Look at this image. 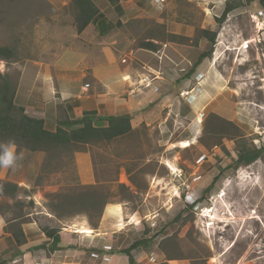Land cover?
Masks as SVG:
<instances>
[{"label":"rangeland","instance_id":"obj_1","mask_svg":"<svg viewBox=\"0 0 264 264\" xmlns=\"http://www.w3.org/2000/svg\"><path fill=\"white\" fill-rule=\"evenodd\" d=\"M92 2L110 21L120 22L107 55L114 67L106 72L122 80L128 69L143 71L134 53L144 55L140 44L152 41L150 60L169 53L176 60L172 74L153 90L155 96H149L152 88L140 95L142 110L132 108L129 135L47 162L42 152L20 150L13 166H0V182L19 188L14 198L0 194V261H14L17 249L9 233L17 227H33L32 240L39 244L43 228L60 232L70 224L76 215L56 218L48 208L51 195L96 186L108 204L126 203L127 213L140 215L141 230L152 238L147 251L157 253L169 238L167 250L180 258L178 264H264V32L260 45L252 43L256 31L250 19L264 9L247 0H118L119 8L107 0ZM226 2L240 6L218 24ZM74 14L71 0H0V47L14 54L8 62L0 60V82L8 76L17 88L24 63L38 61L42 51L57 52L68 27L76 32ZM204 31L215 33L213 45ZM245 43L249 47L241 49ZM186 82L191 85L184 87ZM118 90L112 94L115 108L100 116H119L127 96ZM182 141L189 146L181 148ZM254 150H261L256 160L235 164L239 153ZM208 209L213 218L205 216ZM78 215L88 221L85 213ZM83 230L77 232L91 234Z\"/></svg>","mask_w":264,"mask_h":264},{"label":"crops","instance_id":"obj_2","mask_svg":"<svg viewBox=\"0 0 264 264\" xmlns=\"http://www.w3.org/2000/svg\"><path fill=\"white\" fill-rule=\"evenodd\" d=\"M68 28L65 33L69 34V37L64 40L62 47H57L59 49L57 52L42 51L38 61H27L23 64L16 88L15 104L23 107L28 116L42 119L46 129L53 131L58 120L78 119L82 112L95 111L97 116H100L102 111H110L111 108L113 110L115 106L112 107L111 104L114 99L112 94L121 89L127 98L121 104V112L118 115H129L133 130L132 123L135 118L133 111L142 110L140 106L143 101H140V95L147 96L151 92L148 89L152 88L149 94L152 97L155 94L153 90L166 79L165 76L172 74L171 66L175 65L176 60L169 53L162 57L160 56L162 52L153 54V59L156 57L162 61L160 66L159 62L150 60L148 53L151 52L139 49L145 54H138L139 51H136L134 55L138 57L137 60L140 61L141 68L144 70L140 69L141 71L135 73L139 76L137 79L134 70L128 69L124 73L126 76L121 80L120 75L118 78L106 72L109 65L114 67L111 59L110 62L107 61L108 52H111L110 48L115 43L111 37L113 32L100 36L97 28L92 24L80 34L71 29V26ZM72 36L74 39H69ZM60 44L59 42L58 45ZM164 66L166 67L163 68ZM86 74L91 80L87 83L84 82ZM137 81L141 84L138 85ZM82 82H84L83 85H81ZM182 85L187 87L191 84L186 82ZM132 108L135 110L131 111ZM107 116L116 115L107 114ZM169 199L170 197H165V201ZM126 205V203L107 204L103 208L96 229L89 226L84 216L76 215L69 225L58 232L60 243L58 249L53 252L48 251L50 241L43 233L41 237L45 239L42 238L41 242L36 244L32 240L34 228L26 225V228H22L25 243L20 246L14 243L17 251L12 263L128 264V257L119 252L127 249L137 240H149L151 237H149V230L148 232L141 230L140 215L136 212L127 213ZM45 215L47 220L54 219L49 214ZM3 225L0 219V231L3 230ZM80 228L91 231V234H80L77 232ZM148 247L149 243L130 252L134 264H156V261L157 263L160 260L165 261L157 249L155 253L154 250L147 251ZM45 251L47 254H42ZM3 253L4 249L0 245V257ZM149 257H152L155 262H150ZM6 264L10 263L6 262ZM167 264L178 263L171 260L167 261Z\"/></svg>","mask_w":264,"mask_h":264},{"label":"trees","instance_id":"obj_3","mask_svg":"<svg viewBox=\"0 0 264 264\" xmlns=\"http://www.w3.org/2000/svg\"><path fill=\"white\" fill-rule=\"evenodd\" d=\"M114 8H119L118 0H107ZM248 3L256 2L264 9V0H247ZM240 6V2H226L222 15L217 19L218 24L223 21L231 11ZM71 7L74 9V26L77 34H80L88 25L92 24L97 28L100 36L111 33L120 26V22L113 23L98 8L92 0H71ZM208 37L210 45H213L215 39L214 32L204 31ZM139 48L154 51L155 44L152 41H146L140 44ZM211 50L201 52L194 63L197 67L201 61L210 56ZM14 57L13 52L0 47V60L8 62ZM190 70L188 73L193 71ZM16 84H12L8 76H1L0 82V140L5 146L12 145L15 152L27 150L31 153L42 152L45 154V161H51L53 158L60 159L62 155L71 154L76 151H83L86 147L95 145H106L119 138L129 135L132 131L131 117L129 115L119 116H97V112H82L78 119L58 120L55 130H47L42 119L28 116L23 107L15 104ZM100 125V126H99ZM261 150L239 153L235 162L249 164L260 156ZM119 187L125 188L120 185ZM210 186L204 190L207 193ZM18 186L10 183L0 182V194L14 198ZM69 190L66 193L53 194L52 203L48 205L51 213L58 219L75 216L85 213L88 217L89 226L96 229L101 218L103 208L108 204L107 194L98 190L96 186H80V191ZM31 204V202H30ZM193 204L188 205L193 208ZM180 216H176L172 222H177ZM13 218L10 220H16ZM96 220V221H95ZM95 221V222H94ZM18 225L11 227L14 229ZM55 228H43V235L50 241L49 252L58 249L60 237ZM145 232H148L147 230ZM11 240L15 245L20 246L25 243L24 235L21 229L17 227L10 233ZM158 235L154 236L157 237ZM149 240H137L127 249L119 253L128 257V264H134L130 252L137 247H142L150 243ZM48 243V242H46ZM171 244L169 238H165L159 243V251L165 256V261L159 264H167V261L177 260L176 254L167 250ZM44 247V246H43ZM0 264H6V261H0Z\"/></svg>","mask_w":264,"mask_h":264},{"label":"built area","instance_id":"obj_4","mask_svg":"<svg viewBox=\"0 0 264 264\" xmlns=\"http://www.w3.org/2000/svg\"><path fill=\"white\" fill-rule=\"evenodd\" d=\"M250 19L255 24L254 31H256L252 39V43H255L256 45H260L261 43L260 35L262 34V32H264V11L260 10L256 14L250 15ZM148 260L152 263L155 262L152 257H149Z\"/></svg>","mask_w":264,"mask_h":264},{"label":"clouds","instance_id":"obj_5","mask_svg":"<svg viewBox=\"0 0 264 264\" xmlns=\"http://www.w3.org/2000/svg\"><path fill=\"white\" fill-rule=\"evenodd\" d=\"M0 166L10 167L13 166L17 160V156L14 151V146H0Z\"/></svg>","mask_w":264,"mask_h":264},{"label":"bare ground","instance_id":"obj_6","mask_svg":"<svg viewBox=\"0 0 264 264\" xmlns=\"http://www.w3.org/2000/svg\"><path fill=\"white\" fill-rule=\"evenodd\" d=\"M248 43V42H247ZM246 44V43H245ZM244 44H242V47H241V49H247L248 47H249V44H248V46H247V44L245 45V46H243ZM104 92V91H103ZM192 96H194V95H192ZM194 99L195 98H197L196 96L195 97H193ZM197 123L199 124V123H201V114L200 113H197ZM100 126V125H99ZM181 145H180V147L181 148H186V147H188L189 146V143H187L186 141H182L181 143H180ZM173 173V172H172ZM174 173H176V172H174ZM225 195V192L224 191H222L221 192V194L218 196V198H220L221 200H222V197ZM206 212V215L205 216H207V217H209V218H213L212 217V212H213V209H211V210H206L205 211ZM209 213H211V215H209ZM211 225V223H208V228H209V226ZM171 230V229H170ZM80 232H82V233H90L91 231H89V230H83V231H80ZM174 249V248H173Z\"/></svg>","mask_w":264,"mask_h":264}]
</instances>
